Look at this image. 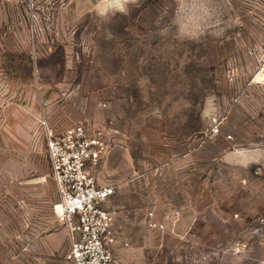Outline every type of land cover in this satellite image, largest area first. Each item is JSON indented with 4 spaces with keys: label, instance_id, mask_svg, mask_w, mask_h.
Masks as SVG:
<instances>
[{
    "label": "rangeland",
    "instance_id": "1",
    "mask_svg": "<svg viewBox=\"0 0 264 264\" xmlns=\"http://www.w3.org/2000/svg\"><path fill=\"white\" fill-rule=\"evenodd\" d=\"M79 123L119 264L264 255V0H0V264H71L46 131Z\"/></svg>",
    "mask_w": 264,
    "mask_h": 264
},
{
    "label": "built area",
    "instance_id": "2",
    "mask_svg": "<svg viewBox=\"0 0 264 264\" xmlns=\"http://www.w3.org/2000/svg\"><path fill=\"white\" fill-rule=\"evenodd\" d=\"M47 151L56 185L60 212L59 223L68 231L71 264H119L114 246L118 211L110 202L116 186L95 175L109 152L101 130L91 131L79 123L56 131L48 128ZM148 226H160L154 212L147 215ZM264 264V255L257 260Z\"/></svg>",
    "mask_w": 264,
    "mask_h": 264
},
{
    "label": "bare ground",
    "instance_id": "3",
    "mask_svg": "<svg viewBox=\"0 0 264 264\" xmlns=\"http://www.w3.org/2000/svg\"><path fill=\"white\" fill-rule=\"evenodd\" d=\"M55 210H56L57 212H60V210H61V207H60L59 203H58V204H56V206H55Z\"/></svg>",
    "mask_w": 264,
    "mask_h": 264
},
{
    "label": "clouds",
    "instance_id": "4",
    "mask_svg": "<svg viewBox=\"0 0 264 264\" xmlns=\"http://www.w3.org/2000/svg\"><path fill=\"white\" fill-rule=\"evenodd\" d=\"M121 10H123V8H121Z\"/></svg>",
    "mask_w": 264,
    "mask_h": 264
}]
</instances>
